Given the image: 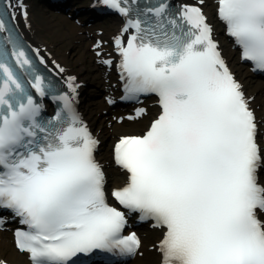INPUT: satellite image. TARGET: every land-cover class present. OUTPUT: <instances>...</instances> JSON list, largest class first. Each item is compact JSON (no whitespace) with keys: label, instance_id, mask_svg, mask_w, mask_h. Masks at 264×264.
I'll use <instances>...</instances> for the list:
<instances>
[{"label":"snow or ice","instance_id":"1","mask_svg":"<svg viewBox=\"0 0 264 264\" xmlns=\"http://www.w3.org/2000/svg\"><path fill=\"white\" fill-rule=\"evenodd\" d=\"M104 2L128 14L121 0ZM17 6L25 7L22 0ZM10 7L0 9V31ZM218 15L242 59L264 70V0H218ZM168 24L130 21L136 33L126 45L115 40L126 91L158 95L161 113L143 136L115 145V161L128 175L110 192L94 155L98 141L72 112L71 99L63 97L67 114L57 113V123L37 124L39 106L0 46V210L27 226L17 230L16 244L32 264H69L95 249L133 252L136 234L121 236L126 211L164 230L161 264H264V145L256 116L201 8L185 5L180 22ZM14 55L29 63L23 51ZM41 84L37 78L33 86L43 95Z\"/></svg>","mask_w":264,"mask_h":264},{"label":"bare ground","instance_id":"2","mask_svg":"<svg viewBox=\"0 0 264 264\" xmlns=\"http://www.w3.org/2000/svg\"><path fill=\"white\" fill-rule=\"evenodd\" d=\"M176 1L201 8L207 23L213 29V39L217 42L222 58L233 71L235 79L240 83L242 91L249 99L250 108L256 116L260 129L259 141L264 145V113L262 111L264 80L258 79L255 73L241 65L237 51L230 48L223 39L222 36L227 33V26L218 15V0H203L202 4L199 3V0ZM9 2L13 5L10 9L24 37L41 60L56 72L67 86L72 85L70 88L75 101H79L77 106L83 119V125L92 135L101 140L94 155L103 170L108 173L109 190L123 186L127 182L128 174L114 159V144L128 135L143 136L161 113L159 99L153 98L148 102H137L131 108H127V112H113L105 101L107 93L102 95L104 96L102 100L99 98L90 100L89 87L94 83V80L97 81L98 86L102 87L110 83L109 80L113 76L111 73L114 72L117 61L122 59L115 40L120 37L126 45L131 35L130 31H124L125 25L117 21L105 28L104 31L101 28L96 30V33L100 34L98 37L104 35L105 41L113 43L111 48L100 46L97 42V44H89L88 35L78 34L79 26L76 23H67L69 22L68 18H64V23L57 18L48 19L46 15L45 19L41 20L40 16H43V13L36 7L27 4L25 0H22L24 9L17 6L20 0H7V4ZM25 10L26 18L23 14ZM98 37L97 39H101ZM67 48L71 49V52L66 50ZM82 48L86 52L83 53ZM106 61H110V63H106ZM97 62L107 66L108 70L101 71ZM77 85L79 88L76 90L74 87ZM102 91L106 92V89H102ZM120 118H123L122 124L119 123ZM260 179L261 182H264V171L261 172ZM163 231L159 227L143 231V247L133 264H161L158 248L159 242L163 238ZM12 234L9 231H0V259L15 264H32L28 254L16 248Z\"/></svg>","mask_w":264,"mask_h":264},{"label":"rangeland","instance_id":"3","mask_svg":"<svg viewBox=\"0 0 264 264\" xmlns=\"http://www.w3.org/2000/svg\"><path fill=\"white\" fill-rule=\"evenodd\" d=\"M37 8H39V7H37ZM40 12H42L43 13V16H40V17H42V19L41 20H44L45 19V15L46 16H48V19H52V18H57V19H60V20H62L63 21V23H64V18L65 17H60V16H55V15H53V14H51V13H47V12H45V11H43V10H41V8H39L38 9ZM52 23V22H51ZM67 23H74L72 20H69V22H67ZM52 25H54L53 23H52ZM79 28H80V30L78 31V34H80V35H85V34H83L82 32V30H83V27H81V26H79ZM78 28V29H79ZM82 33V34H81ZM89 35V34H88ZM95 36H93V34H92V36L90 35L89 36V44L91 43H93L94 42V40H95ZM227 41V40H226ZM95 43V42H94ZM66 50H69L70 52H71V49H66ZM81 51L84 53V52H86V50H84V48H82L81 49ZM93 63V62H92ZM98 64V63H97ZM98 66L100 67V69L102 70V71H104V67L101 65V64H98ZM110 84V83H109ZM107 87H110V85H108V84H106L104 87H102L101 85L100 86H98V83H97V81L96 80H94V83L89 87V92L91 93V97H90V100H93V99H96V98H99L100 100H102V98L104 97V96H102V95H104L106 92L104 91H102V89H107ZM106 98V97H105ZM108 102V101H107ZM119 123H121L122 124V122H119ZM112 143V142H111ZM110 143V145H111V147H112V144ZM111 147H110V153H111Z\"/></svg>","mask_w":264,"mask_h":264}]
</instances>
